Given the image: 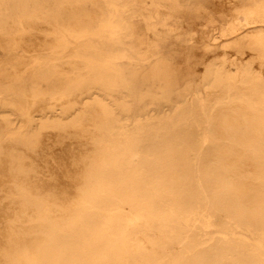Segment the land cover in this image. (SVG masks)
Here are the masks:
<instances>
[{"label": "bare ground", "instance_id": "bare-ground-1", "mask_svg": "<svg viewBox=\"0 0 264 264\" xmlns=\"http://www.w3.org/2000/svg\"><path fill=\"white\" fill-rule=\"evenodd\" d=\"M192 1L0 0V264H264V0Z\"/></svg>", "mask_w": 264, "mask_h": 264}, {"label": "rangeland", "instance_id": "rangeland-1", "mask_svg": "<svg viewBox=\"0 0 264 264\" xmlns=\"http://www.w3.org/2000/svg\"><path fill=\"white\" fill-rule=\"evenodd\" d=\"M124 1V0H120ZM191 9L199 10L202 14V19L198 22H202V29L207 33L209 37H215L219 34V31L222 26V15L220 13L213 11L208 5H206L203 0H194L190 4ZM167 27L169 29H174L177 25V22L173 20H167ZM160 29V28H159ZM145 28L143 26H139L137 32H144ZM120 42L127 48L135 47L134 36H131L127 33L120 34ZM7 56L5 53L0 52V60L5 59Z\"/></svg>", "mask_w": 264, "mask_h": 264}]
</instances>
